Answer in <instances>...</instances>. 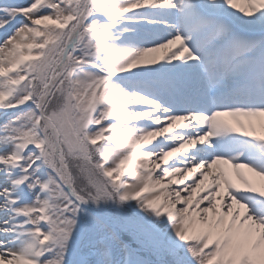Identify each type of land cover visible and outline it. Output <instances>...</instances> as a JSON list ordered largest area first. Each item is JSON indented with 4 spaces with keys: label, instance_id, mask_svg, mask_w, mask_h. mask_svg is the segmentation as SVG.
<instances>
[{
    "label": "snow or ice",
    "instance_id": "1",
    "mask_svg": "<svg viewBox=\"0 0 264 264\" xmlns=\"http://www.w3.org/2000/svg\"><path fill=\"white\" fill-rule=\"evenodd\" d=\"M0 264H264V0H0Z\"/></svg>",
    "mask_w": 264,
    "mask_h": 264
}]
</instances>
